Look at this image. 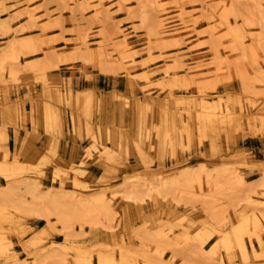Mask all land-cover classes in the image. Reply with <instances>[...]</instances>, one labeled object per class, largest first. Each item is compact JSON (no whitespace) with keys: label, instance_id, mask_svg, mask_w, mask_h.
Returning a JSON list of instances; mask_svg holds the SVG:
<instances>
[{"label":"rangeland","instance_id":"rangeland-1","mask_svg":"<svg viewBox=\"0 0 264 264\" xmlns=\"http://www.w3.org/2000/svg\"><path fill=\"white\" fill-rule=\"evenodd\" d=\"M92 92L114 108L102 139L85 134L97 111L86 119L72 102ZM143 105L150 131L176 116L174 154L107 139L105 127L134 139ZM46 107L68 135L41 126ZM1 161L16 172L0 174V264H264V0H0ZM161 179H178L177 192L126 197ZM56 198L105 206L62 221Z\"/></svg>","mask_w":264,"mask_h":264},{"label":"bare ground","instance_id":"bare-ground-1","mask_svg":"<svg viewBox=\"0 0 264 264\" xmlns=\"http://www.w3.org/2000/svg\"><path fill=\"white\" fill-rule=\"evenodd\" d=\"M88 94V95H87ZM85 95V97L81 100V98L78 96V94H75L74 95V105L80 109V112H82L84 114V117L87 119V118H90V119H93L94 118V115H95V111H97V118L100 120V124L98 125V130H97V133L95 132L94 130V125H90L89 123L85 125V128H86V133L85 134H90L93 136V138H95L96 136H99L100 139H102V125H101V121L103 120H106V118H108L109 116H112L113 115V112L111 113V111H114V108L113 109H110L108 104H107V101H103V100H99V101H96V96L94 97V93H87ZM96 95V94H95ZM145 98H147V96L144 94ZM104 97V96H103ZM120 97V96H119ZM101 98V97H100ZM143 99V98H142ZM70 100V99H69ZM98 100V99H97ZM107 100V99H106ZM112 100V99H111ZM124 100H126L124 98ZM123 100V103L124 104V101ZM138 100V99H137ZM148 101V99H147ZM70 102V101H69ZM71 102V103H72ZM120 102V101H119ZM118 102V103H119ZM128 102V100H127ZM138 104H142L143 102H145V100L141 101V100H138L137 101ZM149 102V101H148ZM111 101L109 102V105H110ZM146 103V102H145ZM73 104V103H72ZM149 104V103H148ZM147 104V106H148ZM152 104V103H150ZM145 105V104H144ZM144 105L143 107L139 108L138 107V114H136L138 116V120L136 118V120L138 121L137 122V134H136V137L133 139L131 138L129 135H127L125 132H120V131H115L109 127H105L106 128V135H107V139H112L114 142H116L120 147L121 149L128 153L129 151H133L132 148H134V152H137L138 154L141 155V157H144V146L148 145L151 147L152 144H157L158 146V152L156 150V152L158 153V155H163L166 153V150L167 148L169 147L170 150H171V153L174 154V152L176 151V148L177 146L182 142L179 138V126L178 125V122L177 121V118L176 116L173 117L172 116V112L169 111L167 113L170 114V112L172 114H170L173 118L172 119H168L170 118V115L169 117L168 114L166 115V113L164 112V110H162V112L164 113H161L159 114V116L161 117L160 118V122H157V125L155 126V129H153V131L155 130L154 132V135L153 136V139L155 138V141L151 140V131H152V128H151V131L150 129L148 130L149 126L152 125V123L150 122L151 118H149V115H148V110H149V107H148V110L144 108ZM128 106V105H127ZM135 107H136V104H135ZM156 107V106H154ZM216 106H211L210 108L208 107H203L201 109L205 110V111H201V114L200 116L202 115L204 117V119H208L209 121L212 119V118H217L218 116V113H216ZM44 108V107H43ZM147 108V107H146ZM169 108V107H168ZM136 110V109H135ZM166 110H168L166 108ZM170 110V109H169ZM200 110V108H199ZM44 112V116H43V120L44 122H42L43 125H41L43 128L47 125L48 126V131L49 132H53L54 134H56L57 132L61 135H68V130L66 129V125H64V120H65V116L63 115V113H60L58 112L57 110L53 109L52 107H46L45 110H43ZM120 111V110H118ZM133 111V110H132ZM231 110L230 109H225L224 110V113H221V117L220 118H229V116L231 115L232 112H230ZM18 112V111H17ZM126 112L128 113L127 109L126 111H121V114H120V117L122 121H127V114ZM151 112V111H150ZM205 112V113H204ZM19 113V112H18ZM112 115H111V114ZM132 113V112H131ZM137 113V111H136ZM160 113V112H159ZM62 114V115H60ZM109 115V116H108ZM62 116V117H61ZM151 117V116H150ZM157 117V116H156ZM233 117V116H231ZM78 118V117H77ZM111 119V118H110ZM150 119V120H149ZM155 119V117H154ZM82 121V120H80ZM92 121V120H91ZM156 121V119H155ZM154 121V122H155ZM207 121V120H206ZM216 121V120H215ZM218 121V120H217ZM86 122V120H85ZM104 122V121H103ZM121 122V121H120ZM105 123V122H104ZM111 123V122H110ZM38 124V123H37ZM93 124V123H92ZM39 125V124H38ZM72 125V128L75 130L78 128V131L79 132L81 129V125L79 127L76 126V124L72 123L69 125L71 126ZM83 125V124H82ZM107 125V123H106ZM133 125V124H132ZM113 126V125H112ZM119 126V125H118ZM129 127V126H128ZM114 128V126H113ZM116 128H119V127H116ZM38 129V128H37ZM83 129V127H82ZM183 129V128H182ZM181 129V130H182ZM33 130V129H32ZM31 130V131H32ZM38 131V130H37ZM76 131V130H75ZM152 131V132H153ZM188 131V130H187ZM33 132V131H32ZM128 132V131H127ZM130 132V131H129ZM202 132V131H201ZM204 132V131H203ZM81 133V131H80ZM79 134V136H83V134ZM132 133V132H131ZM189 133V132H188ZM59 134L58 137L60 136ZM77 134V135H78ZM146 135V139H149V143H147V141L144 139L143 136ZM188 135V134H187ZM205 135V134H204ZM53 137V136H52ZM51 136H49L48 138V143H52V141L54 139H52ZM55 137V136H54ZM66 137V136H65ZM56 138V137H55ZM61 138V136H60ZM92 138V139H93ZM190 138V136H189ZM213 138V137H212ZM97 139V138H96ZM94 140V139H93ZM188 140V139H187ZM59 140H57L58 142ZM95 141V140H94ZM97 141V140H96ZM53 145L55 147V141H53ZM155 142V143H154ZM96 143V142H95ZM100 143V142H99ZM60 144V143H59ZM58 145V144H57ZM61 145V144H60ZM213 145V144H212ZM147 146V147H148ZM51 147V146H50ZM53 147V146H52ZM57 147V146H56ZM58 148V147H57ZM56 148V149H57ZM33 149V147H32ZM6 150V149H5ZM8 150V149H7ZM77 150V147L76 145H72L69 149L70 153L71 154H75ZM107 150V149H106ZM153 150V149H152ZM155 150V149H154ZM153 150V151H154ZM22 151H25V150H21ZM37 151V150H36ZM54 151V150H53ZM58 151V150H57ZM6 152V151H5ZM8 152V151H7ZM133 152V153H134ZM150 152V151H149ZM31 153V152H30ZM132 152L130 154H133ZM7 154V153H6ZM25 154V153H24ZM129 154V153H128ZM150 154V153H149ZM28 155V154H27ZM134 155V154H133ZM136 155V154H135ZM139 155V156H140ZM201 170V169H199ZM192 170H188V172H190ZM16 172V169L13 168V166L7 164L6 162L4 161H1L0 162V174H3L5 176H9V175H12ZM185 178H187V175H185ZM179 180L178 179H172V180H163L161 179L160 181H157V182H150V181H147L145 180L144 181V184L143 186L147 184V189L146 191H131L130 193H128L126 195V197L128 199H132L134 201H144L146 200L145 196H148L149 198H154L155 195L157 196H162V197H166V194L167 193H173V191L177 190V184ZM155 191V192H154ZM177 191H175L176 193ZM155 203H157L156 201H154ZM52 203V207H53V210H54V213H56L60 219L63 221V220H66V219H69V218H74L73 217V212H78V211H81V212H85V211H91L94 215H97V213L99 212V208H104V204L103 203H100V201H93V200H85L84 203H82L80 206H78L77 208L76 207H70V206H67V205H64L63 204V201L56 198V199H53L51 201ZM84 204V205H83ZM73 210V212H71ZM107 210V208H106ZM88 213V212H87ZM214 218L218 219L217 216H213ZM227 222V217H224L222 220H219L217 221L216 223L219 224V226H221V224H225ZM213 229L217 230V231H220V227L216 226V225H213L212 226ZM249 226H245V225H242L241 223L237 224L236 226H234V228L232 229V232H233V235L235 236V239L238 240V242L240 243L241 247H242V251L243 253L247 254L248 253L246 252L248 249H247V244H246V238H245V235L250 232L249 230ZM157 232H155L154 234H148L146 236L145 239H147L148 243L149 242H156L157 241ZM183 235L181 236V239H183ZM253 251L251 250L250 251V254L252 253ZM244 254V255H245ZM252 256V255H250Z\"/></svg>","mask_w":264,"mask_h":264},{"label":"crops","instance_id":"crops-1","mask_svg":"<svg viewBox=\"0 0 264 264\" xmlns=\"http://www.w3.org/2000/svg\"><path fill=\"white\" fill-rule=\"evenodd\" d=\"M231 34L234 35L232 32H231ZM261 178H264V174H263V175H262V174L260 175V178H259V179H261ZM259 179H258V181H259ZM253 184H254V183H253ZM224 216H225V215H224ZM225 217H227V216H225ZM179 233H180V232H176V234H179Z\"/></svg>","mask_w":264,"mask_h":264}]
</instances>
